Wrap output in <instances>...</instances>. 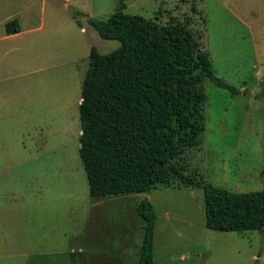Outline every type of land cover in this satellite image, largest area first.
<instances>
[{
  "label": "rangeland",
  "instance_id": "374dc122",
  "mask_svg": "<svg viewBox=\"0 0 264 264\" xmlns=\"http://www.w3.org/2000/svg\"><path fill=\"white\" fill-rule=\"evenodd\" d=\"M119 0H0V264H134L151 195L157 264H264V228L220 231L206 223L203 186L177 178L149 193L95 198L80 154L82 87L93 46L91 18ZM126 12L182 22L200 38L216 74L205 78L202 143L174 162L198 181L264 190V0H127ZM17 18L21 31L8 35ZM174 177V176H173Z\"/></svg>",
  "mask_w": 264,
  "mask_h": 264
},
{
  "label": "trees",
  "instance_id": "16d2710c",
  "mask_svg": "<svg viewBox=\"0 0 264 264\" xmlns=\"http://www.w3.org/2000/svg\"><path fill=\"white\" fill-rule=\"evenodd\" d=\"M126 7L127 0H119L107 19L90 20L104 39L121 41L109 53L92 47L82 87L80 154L91 195L149 193L177 178L184 186L204 187L209 228L262 230L264 190L236 192L198 181L174 162L202 143L206 93L200 83L207 78L234 94L238 88L216 74L209 52L187 24H162ZM6 31L20 32L19 20H9ZM136 210L145 224L134 264H157L155 206L146 197Z\"/></svg>",
  "mask_w": 264,
  "mask_h": 264
},
{
  "label": "crops",
  "instance_id": "0c3cea01",
  "mask_svg": "<svg viewBox=\"0 0 264 264\" xmlns=\"http://www.w3.org/2000/svg\"><path fill=\"white\" fill-rule=\"evenodd\" d=\"M18 33H19V32H18ZM14 34H17V33H14ZM8 35H13V34H8ZM148 198L150 199V198H151V195H149Z\"/></svg>",
  "mask_w": 264,
  "mask_h": 264
}]
</instances>
